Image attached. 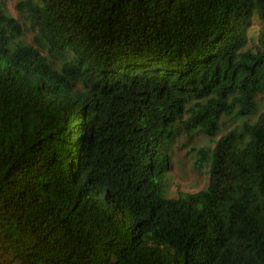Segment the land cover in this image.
Instances as JSON below:
<instances>
[{
  "label": "trees",
  "instance_id": "trees-1",
  "mask_svg": "<svg viewBox=\"0 0 264 264\" xmlns=\"http://www.w3.org/2000/svg\"><path fill=\"white\" fill-rule=\"evenodd\" d=\"M13 9L0 0V264H264V0ZM198 134L207 182L170 196L167 154Z\"/></svg>",
  "mask_w": 264,
  "mask_h": 264
},
{
  "label": "rangeland",
  "instance_id": "rangeland-1",
  "mask_svg": "<svg viewBox=\"0 0 264 264\" xmlns=\"http://www.w3.org/2000/svg\"><path fill=\"white\" fill-rule=\"evenodd\" d=\"M16 0H6L7 8L13 14L15 13L13 9V3ZM258 24L255 19H252L248 25V38L251 39V35L257 33ZM259 111L264 108V90L262 93L256 96ZM236 122L229 118H224L220 124V131L216 135L215 139H218L222 134H224L229 128L233 127ZM205 135L198 134L192 138L191 141L187 142V145L175 148L173 145L172 152L167 154L169 157L170 169L167 175V193L170 196H177L181 191H196L202 188L208 179V174L201 170H196L192 167V153H187L186 150L190 149L192 146L200 147L202 145H213Z\"/></svg>",
  "mask_w": 264,
  "mask_h": 264
}]
</instances>
